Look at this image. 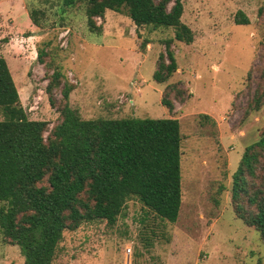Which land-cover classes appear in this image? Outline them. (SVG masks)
Wrapping results in <instances>:
<instances>
[{"label": "rangeland", "instance_id": "rangeland-1", "mask_svg": "<svg viewBox=\"0 0 264 264\" xmlns=\"http://www.w3.org/2000/svg\"><path fill=\"white\" fill-rule=\"evenodd\" d=\"M180 1V20L193 34L188 45L173 40L171 28L136 27L125 12L105 11L94 18L101 31L90 32L84 1L64 7L62 0H0V57L28 119L46 123L44 138L61 119L65 85L68 105L81 119L173 118L179 124L177 220H161L130 198L113 225L92 221L63 232L52 264H264L258 232L237 218L231 199L241 156L264 130V102L246 115L264 91V0ZM238 11L249 25L233 23ZM167 39L177 69L157 83L152 75ZM56 72L58 83L48 90ZM162 99L172 102L171 111ZM263 161L255 177L244 174L249 192L264 191ZM0 264H24L1 232Z\"/></svg>", "mask_w": 264, "mask_h": 264}, {"label": "trees", "instance_id": "trees-1", "mask_svg": "<svg viewBox=\"0 0 264 264\" xmlns=\"http://www.w3.org/2000/svg\"><path fill=\"white\" fill-rule=\"evenodd\" d=\"M84 1L88 31L99 33L94 18L105 11L125 12L136 27L171 28L173 40L188 45L191 30L181 22L180 0H62L64 7ZM172 5L167 9V5ZM31 23L38 26L35 14ZM236 25H249L241 12ZM138 35V33H137ZM146 41L140 44L144 48ZM164 40L152 78L164 83L177 69ZM42 52L37 53L40 60ZM51 77L48 90L58 83ZM182 91V90H179ZM70 87L61 91L60 121L48 136L43 121L29 120L4 58L0 57V232L3 241L18 247L24 264H52L63 232L82 223L105 221L113 225L125 202L136 198L157 218L174 223L181 204V136L176 119H81L68 105ZM51 104V99H49ZM264 91L248 105L246 115L257 112ZM171 111L172 102L161 100ZM264 159V130L248 146L233 174L231 199L238 219L255 229L264 245V191L249 192L244 174L255 177ZM264 174V161L260 167ZM248 192H247V190ZM246 202V212L241 201Z\"/></svg>", "mask_w": 264, "mask_h": 264}, {"label": "crops", "instance_id": "crops-1", "mask_svg": "<svg viewBox=\"0 0 264 264\" xmlns=\"http://www.w3.org/2000/svg\"><path fill=\"white\" fill-rule=\"evenodd\" d=\"M9 67H10V66H9ZM11 70H12V69H11ZM13 70H14V69H13ZM11 75H12V74H11ZM19 99H21L20 96H19Z\"/></svg>", "mask_w": 264, "mask_h": 264}]
</instances>
